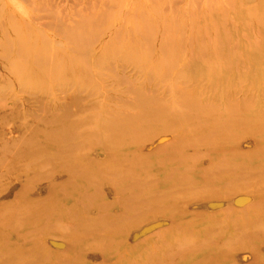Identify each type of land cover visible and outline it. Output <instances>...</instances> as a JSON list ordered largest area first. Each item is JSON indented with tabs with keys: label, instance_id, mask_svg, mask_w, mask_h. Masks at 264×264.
<instances>
[{
	"label": "rangeland",
	"instance_id": "374dc122",
	"mask_svg": "<svg viewBox=\"0 0 264 264\" xmlns=\"http://www.w3.org/2000/svg\"><path fill=\"white\" fill-rule=\"evenodd\" d=\"M24 1L0 0V14ZM134 1L122 0L123 9L134 5L147 15L174 2ZM154 23L120 30L113 43L125 56L111 55L110 49L100 56L86 52L99 63L75 58L70 41L64 43L66 61L48 58L44 67L22 61L21 52L0 51V264H264V194L258 192L264 190L258 166L264 168V153H247L259 148L254 138L264 142V130L251 136L254 146L236 147L235 153L231 147L217 152L201 147L197 164L179 159L183 145L217 140L203 137L204 125L210 131L229 126L230 133L247 136L242 124L264 123V51L250 55L246 70L224 69L239 55L202 57L201 69H188L181 65L187 62L184 54L155 50L173 38L191 42L185 38L196 24ZM260 40L264 46V29ZM125 57L140 72L118 61ZM120 78L129 79L130 87ZM232 117L244 120L238 125ZM122 127L138 129L139 135ZM176 136L182 137L177 154L154 156ZM8 139L15 146L4 152ZM114 142L122 146H105ZM27 143L32 144L25 148ZM125 144L138 157L129 159ZM187 151L194 153L193 147ZM223 158L231 168L216 173ZM200 172L208 174L202 179ZM236 189L257 195L195 206Z\"/></svg>",
	"mask_w": 264,
	"mask_h": 264
},
{
	"label": "bare ground",
	"instance_id": "6f19581e",
	"mask_svg": "<svg viewBox=\"0 0 264 264\" xmlns=\"http://www.w3.org/2000/svg\"><path fill=\"white\" fill-rule=\"evenodd\" d=\"M176 1L180 2V4ZM129 2L132 1L129 0ZM133 3L135 4L134 0L130 4ZM4 9L6 10L5 14H0V39H2L0 42V51L6 55L9 52H21V54H23L22 61L27 62V60H29L30 63H36L39 67L49 65L50 63L47 61L48 58H52L55 63L59 62L60 57L66 61V57L69 54H62L64 50L66 51L68 49V44H64L65 41H70L75 44L73 49V51H75V58L86 56L88 63L95 61L96 63H99V60H97L98 56H100L101 53H104L107 49H110L109 54L111 55L125 56L126 53L121 50L118 51L115 48V43H113L120 36V30L124 33L129 31L128 28L135 30L146 21L155 22V25L158 24L160 26H169L177 21H184L187 24L193 25L196 24L194 30L191 31L190 37L185 38L191 39V42L181 43L176 40V38H173L168 43L159 42L157 49L155 50V53H157L156 55L164 53V55H169L170 50H173V53L177 55L184 54L187 57V62L181 65L188 69L191 67H195V69L198 70L201 69L202 67L199 68V66L202 65V57L227 58L231 55H239V57L242 58L237 60L236 64L229 63L224 69L229 72L239 69L246 70L251 67L249 64L250 55L255 56L264 51V46L261 45L260 40L263 36L264 29V0H174L173 4H169V6L160 7L158 10L161 12L157 10L155 15L151 14L152 12L147 15L146 11L139 10L134 5L132 7H127V9H123L122 0H25L24 4L8 6ZM28 9H30L31 12L27 11ZM167 10H169L168 13L170 15L162 13ZM154 12L155 11H153V13ZM124 24H126L125 27L123 26ZM252 33H255L253 38ZM241 34L245 35L247 39L239 41L238 38H234L235 36H242ZM248 34L249 37L247 36ZM256 37L258 41L255 43ZM201 39L213 40L220 43H205L203 46L197 45L195 42H200ZM229 39L231 40L228 41ZM12 40L16 44H14L13 47H10V41ZM5 42H7V44ZM252 42L254 45H252ZM94 43V46H90ZM86 52H90L91 54L99 52V54L97 57L88 56ZM125 59L126 60L118 58V61H122L121 64H124L125 68L132 67L133 71L140 72V67L136 63H130V60L128 61L126 57ZM83 68L81 69V72L86 74V69ZM69 82L73 83L71 81ZM118 82H121V84H127V86L130 87V80L127 78H120ZM215 83L217 85L218 81ZM243 115L244 112L242 113V116ZM50 117L51 116H49V118ZM209 118L205 116L204 121L210 120ZM231 119L233 123H237L238 125H241V121L244 120L243 118L236 117H232ZM29 128H33V125L29 126ZM197 128L203 130L202 124H199ZM240 128H244L247 136H237L233 132L230 133L229 126H223L220 130L210 131L204 125V131L201 133L203 137L209 138L214 136L217 137V140H204L201 142L190 143L188 146L183 145L179 159L184 162H189L190 164H197L199 158L197 153L201 147L206 149L210 147L209 149L215 152L224 151L227 150L228 147H231L232 149L230 152L235 153L239 150L236 149V147L242 149L247 145L254 146L253 142L255 145H258L259 148H255L252 151L247 150V153H264L263 141H259L255 138V140L252 138L253 142L250 140L251 136H257L256 134L264 130V123L257 127L253 125L249 127L242 124ZM28 130L33 131L32 129ZM130 130V134H133L134 136L139 135L138 129H136L137 131H133L134 129L130 127H127V129L125 128L124 132L126 133ZM31 131H28L27 134L30 135L34 133ZM8 132L9 133L4 135L11 134L10 131ZM15 133L20 135L21 131L15 129ZM113 133L114 131L109 132L110 138L113 137ZM39 135L44 136L41 133H39ZM162 138L167 139L169 137ZM155 140L157 141L156 138ZM155 140L154 142H156ZM7 141L8 143L2 145L4 152L15 146L14 142H11L9 139ZM180 141H182V137L176 136L172 139L171 144L156 148L154 156H158L159 154H163V156L167 155L168 153H166V151L172 154H177L178 152L175 153V150L179 149L177 146ZM56 143L59 142L56 141ZM120 143L114 142V144L105 146H110L112 150V147L117 148ZM30 144L32 143L22 145L25 146V148H28L30 147ZM59 145L74 146L75 144L59 143ZM146 145L144 144V147ZM120 146L122 145L120 144ZM151 146L152 145H147L149 148ZM35 147H37V144ZM76 147H78V145L73 148L75 149ZM129 147V144H125L123 150H127L128 156L131 155V158L129 159L134 160V158L138 156L133 154V151L128 149ZM188 147H193L194 153H190L189 151L185 153L184 148ZM222 155L225 156L224 154ZM223 160L225 162H221L222 167L215 169L216 173L230 170L231 167L228 166L227 160L225 158H223ZM216 161L217 159L211 158L210 164L215 165ZM258 166L264 171V168L261 167L262 164ZM80 172L82 173V171ZM244 173H240L243 179L246 178ZM199 174L201 175L200 178L202 177V179H204L208 173L200 172ZM225 187L226 186L223 188ZM263 188L264 185H262L261 189ZM260 191L264 194V190H259L258 192ZM244 194H247L248 196L257 195L255 192L249 193L236 189L230 192L227 196H223V198L219 196H216L215 198H207L199 204L197 203L195 206L208 208L220 205L221 202L224 203V201H233L234 198V201L239 203L243 200L244 196H247ZM215 195H218V190L215 191ZM242 195L244 196L241 197ZM240 210H244V208H241Z\"/></svg>",
	"mask_w": 264,
	"mask_h": 264
}]
</instances>
